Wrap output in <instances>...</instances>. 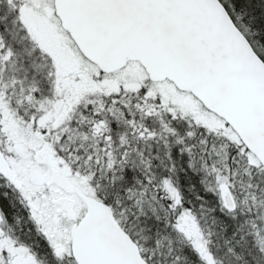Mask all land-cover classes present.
I'll use <instances>...</instances> for the list:
<instances>
[{"label":"snow or ice","instance_id":"obj_1","mask_svg":"<svg viewBox=\"0 0 264 264\" xmlns=\"http://www.w3.org/2000/svg\"><path fill=\"white\" fill-rule=\"evenodd\" d=\"M0 264H264V0H0Z\"/></svg>","mask_w":264,"mask_h":264}]
</instances>
